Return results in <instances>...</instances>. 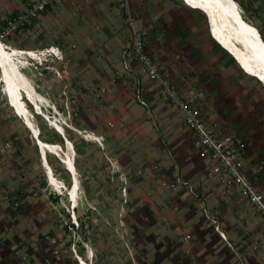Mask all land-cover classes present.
<instances>
[{
    "label": "rangeland",
    "instance_id": "374dc122",
    "mask_svg": "<svg viewBox=\"0 0 264 264\" xmlns=\"http://www.w3.org/2000/svg\"><path fill=\"white\" fill-rule=\"evenodd\" d=\"M27 1L0 0V39L10 48L34 50L40 55L38 61L41 62L45 48L54 45L61 50L63 58H51L54 62L50 66L39 67L37 63L31 65L22 61L26 67L19 68L44 98L42 111L51 120L35 113L25 93L23 101L35 125L42 129L43 137L54 141L59 153L62 151L59 145H65V140L64 143L57 141L56 136H62L52 122L63 126L65 136L73 140L78 155L80 189L76 210H73L68 194L72 176L54 153L52 157L48 153L49 163L56 179L61 180L66 189L59 194L57 187L50 186L39 145L10 106L0 79V180L13 190L24 187L28 194L32 190L42 194L41 199L30 194L31 198L21 201L19 208L0 210V264H81V258L88 264H190L193 252L184 246L190 245L191 233L179 234L177 219L172 213L181 203L176 202L171 194L184 191L185 201L181 198L183 209L188 204L191 212L187 214L185 209V215L177 216L184 222L193 214L190 207H196L197 219L206 222L205 231L219 227L221 214L220 218L215 213L211 215V210L196 200L190 189L173 185L177 179L187 181L198 196L202 194L199 189L203 182L212 183L213 192L221 195L222 187L215 176L196 164L195 158L185 157L187 151H182L186 148L183 140L187 138L193 147L185 127V135L179 138L183 148L177 146L172 150L166 142L167 136H161L157 121L159 113L147 101L146 92L164 104L167 111L178 115L176 124L184 121V115L159 95L160 84L146 83L147 86H143V99L147 102V107L141 105L143 137L122 136L121 131L114 129L107 131L114 124L109 116L119 106L116 104L113 108L112 102L106 101L110 88L121 86L128 97L135 99L136 77L133 74L118 85L101 79L102 74H113L114 70L122 68L120 49L128 30L127 13L141 14L143 25L139 20V27L136 26L149 30L151 52L159 66L168 70L171 82L179 86V91L188 99L196 98L197 106L213 120L226 126L227 122L228 127L236 131L233 134L238 135L237 131L247 133L251 135L250 139L258 135L257 145L260 139L264 140L263 134L261 136L264 131V85L247 76L211 37L205 14L191 9L182 0H135L136 10L131 8L130 0H63L54 10L45 12L37 24L30 22L10 30V17L16 19L24 15ZM155 3H158L156 10L152 9ZM161 9L165 14L158 18ZM185 17L191 18L190 31H184L183 36L180 34L183 30L173 31L175 33L170 35L169 28L168 31L166 28L173 24L171 19L177 26L184 27ZM207 39L211 42L210 51L208 47L204 48ZM184 44L197 47L195 56L187 58L183 55L186 51ZM157 51L168 53L164 62L157 56ZM204 54H207L205 58ZM208 55L211 64L219 63L217 65L223 68L213 66L202 74L204 87L198 86V79L186 87L177 84L170 65L180 74L183 68H192L204 59L207 61ZM184 74L188 75L187 72ZM192 75L198 76L196 73ZM127 123L123 121L121 129L137 127L136 122L131 126H126ZM145 129L153 136L148 137ZM93 136L96 140L91 139ZM142 140L143 148L139 149L138 155L147 158L143 162L134 155ZM149 140L155 150L159 145V150L165 152L166 162L150 158L149 148H146ZM188 152L191 153L192 149L188 148ZM195 168L204 180L194 179L198 174L193 173ZM231 193L235 191L231 190ZM223 198L225 203L229 202L227 197ZM257 213L264 221V215L260 211ZM74 222L77 225L73 230L70 225ZM173 240L181 241V247H177ZM216 251L223 255L218 249Z\"/></svg>",
    "mask_w": 264,
    "mask_h": 264
},
{
    "label": "crops",
    "instance_id": "0c3cea01",
    "mask_svg": "<svg viewBox=\"0 0 264 264\" xmlns=\"http://www.w3.org/2000/svg\"><path fill=\"white\" fill-rule=\"evenodd\" d=\"M243 16L245 21L252 25L256 30L259 32L263 42H264V0H234ZM160 3V2H158ZM155 3L152 5V9L156 10L157 4ZM130 5L131 8H134L136 10L137 7V1L135 0H130ZM139 5V3H138ZM132 9V10H134ZM194 10V9H193ZM143 13V11H142ZM134 14V12H133ZM159 16H162L165 14V11L161 9V11L158 12ZM135 19H136V25L138 26L139 20H141V23L143 25V18H141V14H134ZM177 15H175V20H177ZM189 19L190 17H185V21L182 23V26H177L175 23V20H172L171 25L167 26L166 30L170 31V35H173V31H178V30H183L180 34L183 36L185 33L184 31H190L191 25L189 24ZM174 26V28H172ZM139 27V26H138ZM162 27V26H161ZM129 28V27H128ZM175 33V32H173ZM189 39V37H186ZM192 38V36H191ZM123 43L121 46L120 51H123L126 45H128L129 42V29L127 30V34L123 36ZM180 42L183 43V39L180 38ZM205 42V47H208V50H211V42L207 40ZM207 43V44H206ZM186 51L183 52V55L186 56L187 58H190L193 55L195 56L197 52V47L191 45V44H184L183 45ZM200 47V46H198ZM202 47V46H201ZM106 50V47H105ZM199 50V48H198ZM187 52V53H186ZM157 56L160 57L161 60H165L167 57V52L166 51H157ZM122 54V53H121ZM207 54L203 55V58L206 57ZM162 57V58H161ZM191 57V58H192ZM210 57H213L210 55ZM164 58V59H163ZM208 60L206 59L203 60V62H199L198 64H195L192 66V68H183L184 70L179 74L177 72V68H172L171 65L169 66L170 71L173 75V78L177 81V84L180 86L186 87L187 85H192L193 83H196V79L198 86H205V81H204V76L202 74H205L206 72L210 71L213 68H223L222 65H217L219 63L211 64V58H209L208 55ZM160 60V61H161ZM169 61V60H168ZM201 61V60H199ZM170 63V62H168ZM116 66V65H115ZM214 66V67H213ZM213 67V68H212ZM120 68V67H119ZM185 72L188 73L184 74ZM198 74L197 77L192 74ZM102 74V73H101ZM103 77L101 79L105 82L108 83L110 79L112 78L113 74L112 72L109 73L108 75L102 74ZM180 75V78L179 76ZM184 76V78L182 77ZM97 83V82H96ZM147 82H145L146 85ZM147 86V85H146ZM121 86L118 87H111L109 90V93L107 95L106 101L112 102L113 108L115 105H119L117 108L113 109V112L110 114L112 116H109V118L113 121V127L107 129L109 132L110 130L114 129L117 130L118 132L121 133L122 136H140L143 137V108L137 101H135L134 98L128 97L126 91L123 89H120ZM149 89V87H148ZM146 91V89H145ZM150 91V90H148ZM127 95V96H126ZM145 97L147 101L149 102L150 105H152L154 111H158V124L161 126V136H167L166 142L168 145H170L172 150H176L177 146L180 148L182 147V143L179 141V138L181 139L182 135H185L184 133V126L183 122L180 124H176L177 119L179 118L178 115H175L172 113V111H167L166 106L162 104L157 98H152L151 95L146 92ZM119 109V110H118ZM145 115V114H144ZM126 120V126L132 124L133 122H136V128H131V129H121L123 125V121ZM181 119V118H180ZM227 128L229 129L230 127L229 124L226 122ZM131 126V125H130ZM128 126V128L130 127ZM134 126V125H132ZM63 127V126H62ZM64 129V127H63ZM232 133H236L235 130H231ZM65 131V130H64ZM147 134L148 137L153 136L152 134L150 135V130L148 129L144 130ZM234 131V132H233ZM259 133V132H257ZM99 134V133H98ZM237 134L241 136L242 138H245L247 142V158H246V166H247V171L249 175L251 176L253 182L257 186V189L264 193V140L260 139V143L257 145L256 136L255 139H250L251 135H248L247 133L239 132L237 131ZM263 134V136H262ZM181 136V137H180ZM261 136L264 137V131H261ZM258 139V138H257ZM64 140H65V145H59L62 148V151H60V156H54L58 160L61 161L62 156L69 154V150L67 147V140H69L65 134H64ZM185 141V143H184ZM255 142L252 144V142ZM71 142V141H70ZM73 143V142H72ZM110 143V142H109ZM152 140H149V146L147 145L146 148H149V151L147 152L148 154L151 155L150 158L153 160H157L158 162H166V155H164V151L159 150V145H157V149L155 150L152 144ZM184 143V150L183 152H186L185 157H193L196 159L198 165L202 166V169L205 168L207 169V164L206 162L202 161L199 159L197 156L196 150L192 147V145L187 141V138L183 140ZM108 144V143H107ZM53 145V144H51ZM151 146V147H150ZM73 155H74V163H75V169H76V176L79 179V173H78V165H77V153L75 146L73 144ZM143 148V140L141 141V144L135 148V150H138L135 152V157L143 162V160H146L143 158V154L140 156L138 155L139 149ZM189 150L192 149V154L188 152ZM108 149V148H107ZM152 150H155L153 152ZM109 151L111 152V146H109ZM59 152V151H58ZM196 152V154H195ZM154 154V156H152ZM160 154H163L161 157ZM51 157L53 153L50 154ZM72 155V157H73ZM149 156V155H148ZM147 156V157H148ZM201 160V161H200ZM79 161V160H78ZM63 164V163H61ZM163 164V163H162ZM64 165V164H63ZM164 165V164H163ZM53 169V168H52ZM66 169V168H65ZM196 170L193 173H198L196 176L194 174V179H202L204 178L200 175L201 172ZM204 169V170H205ZM72 176V175H71ZM60 177V176H59ZM73 180V176L71 177ZM5 185V184H4ZM201 185V184H200ZM214 185L208 184L203 182V187L199 189L200 194L198 196V199L200 202H203V205L208 207L211 210V215L213 213L218 215L221 214V219L219 222V231L222 232L225 236L226 239H222L217 232V230H208L205 231L206 227V222L201 223L199 222V219H197L196 214H198V210H196V207L191 206V210L193 211V214L187 216V219L185 221H181V213L185 215V209L190 213L191 211L188 208V204L185 205L184 208V201H185V193L180 194V193H172L173 199L176 202L180 201V207L176 208L175 212L172 213V215L175 214V218L177 219V225L176 228L178 229L179 234H184L185 232L191 233V238L192 241L190 245H185L184 248H190L193 252V256H190V264H264V221L261 219L260 215L257 213V209L252 206V204L246 200L241 198L240 194L235 192V193H229L228 195L221 193H214ZM7 188H10V190H13L10 186L7 185ZM203 188V189H202ZM14 191V190H13ZM18 191V189L16 190ZM206 191V192H205ZM232 196V197H231ZM223 197H227L229 200L228 203H225L223 201ZM231 197V198H228ZM181 198L184 200L181 201ZM25 200V199H24ZM207 209V208H206ZM179 212V213H178ZM178 215V216H177ZM182 215V216H183ZM175 219V220H176ZM176 222V221H175ZM182 230V232H181ZM178 237V236H177ZM177 247H181V241H172ZM189 246V247H188ZM219 250L221 254L223 255H218V252L216 250Z\"/></svg>",
    "mask_w": 264,
    "mask_h": 264
},
{
    "label": "built area",
    "instance_id": "2783aa9c",
    "mask_svg": "<svg viewBox=\"0 0 264 264\" xmlns=\"http://www.w3.org/2000/svg\"><path fill=\"white\" fill-rule=\"evenodd\" d=\"M62 1L28 0L24 4L25 14L8 21L10 30L30 22L37 24L49 7L54 9ZM126 17H128L126 22L129 27V42L122 51V68L114 70L110 83L118 85L124 82L129 74H133L136 77L135 101L145 107H147V102L143 99L145 81L155 85L160 84L159 95L183 113L185 131L191 138L199 159L206 162L208 172L217 178L222 187V193L228 195L231 190L239 193L264 215V194L257 189L247 171L248 148L245 138L233 134L226 125L207 116L195 103L196 98L192 96L188 99L179 91L178 87L171 82L168 70L159 66L157 58L151 52L149 30L137 28L134 14L127 13ZM56 49L59 50L58 47ZM44 50L42 55L54 51L52 47ZM58 183L60 194L66 186L61 180H58ZM173 186L190 189V193L198 199V195L191 189L189 182L177 179ZM54 190L57 191V188ZM25 192L24 187L20 188V195L25 196ZM32 196L42 197L36 192ZM24 198L18 199V196L4 189L3 182L0 180V210L6 207L19 208ZM73 210H75L74 207ZM214 223L217 222L214 221ZM74 224L77 225V222ZM216 230L223 239H226L225 235L219 231L218 225ZM187 238L190 239V236Z\"/></svg>",
    "mask_w": 264,
    "mask_h": 264
},
{
    "label": "bare ground",
    "instance_id": "6f19581e",
    "mask_svg": "<svg viewBox=\"0 0 264 264\" xmlns=\"http://www.w3.org/2000/svg\"><path fill=\"white\" fill-rule=\"evenodd\" d=\"M185 5L194 10L210 14L213 36L211 37L216 43L225 50L238 64L240 69L249 77L256 79L264 85V45L258 38L257 30L244 19L238 16V5L234 0H182ZM208 21V20H207ZM209 25V23H208ZM57 53V52H56ZM37 53L34 50H22L10 48L0 39V71L2 82L4 83V91L8 97L10 106L14 111L23 118L24 124L32 132L33 136L38 139L39 151L43 166L46 168L49 181L54 187L60 188L54 171L49 164L46 153H54L60 156L59 147L55 144L43 142L39 138L40 129L32 120V114L28 110L23 101V92L26 94L28 101L34 106L35 113L42 115V106L44 98L37 93L29 80L25 77L20 66H24L32 58H36ZM17 60V62L15 61ZM24 61V62H22ZM244 66L240 65V63ZM21 64V65H19ZM258 78H261L259 80ZM52 122V121H51ZM53 127L64 134L63 127L57 122H52ZM91 139H95L93 136ZM69 154L62 156L61 162L64 164L68 172L73 176L70 191V199L73 207L78 203V191L80 189V181L76 176L74 163V147L70 140L66 142ZM73 155V157H72ZM90 254L92 251L90 250ZM81 264H88L81 258Z\"/></svg>",
    "mask_w": 264,
    "mask_h": 264
},
{
    "label": "clouds",
    "instance_id": "9594fccd",
    "mask_svg": "<svg viewBox=\"0 0 264 264\" xmlns=\"http://www.w3.org/2000/svg\"><path fill=\"white\" fill-rule=\"evenodd\" d=\"M50 47H52L53 49H54V51L53 52H49V53H46V54H44L43 55V61L41 62V61H38V59H40V56L38 57V56H36V58H32V59H30L29 61H28V63H31V65H33V64H35V63H37L38 64V66L40 67V66H44V67H47V66H50L51 65V62H54V60H60V59H62L63 57H61L60 56V54H61V52H60V49L59 50H57L56 49V47L53 45V46H50ZM50 47H47V48H50ZM57 52V53H56ZM51 58H53L54 60H51ZM40 62V63H39ZM50 63V64H49ZM53 64V63H52ZM26 66H24L23 68H25ZM1 80H2V77L0 78ZM3 83V82H2ZM4 84V83H3ZM24 93V92H23ZM22 98H23V96H22ZM27 100H28V98H27ZM31 104V103H30ZM17 114V113H16ZM17 116L20 118V119H22V121H23V118L22 117H20L18 114H17ZM41 116H43L46 120H51V119H47L45 116H44V114L42 113V115ZM66 126H67V124H66ZM30 131V130H29ZM31 132V131H30ZM32 133V132H31ZM60 135L62 136V138L64 139V134H61L60 133ZM34 139L36 140V143H37V138H35L34 137ZM38 144V143H37ZM40 149V148H39ZM47 155H48V153H46ZM45 168V167H44ZM46 169V168H45ZM46 172H47V170H46ZM70 173V172H69ZM71 174V173H70ZM55 175V174H54ZM47 177H48V173H47ZM56 178V177H55ZM48 182L51 184V182L49 181V177H48ZM57 182H58V179H57ZM68 194H70V193H68ZM70 202L72 203V205H73V202L71 201V199H70ZM75 209H76V207H74Z\"/></svg>",
    "mask_w": 264,
    "mask_h": 264
},
{
    "label": "trees",
    "instance_id": "16d2710c",
    "mask_svg": "<svg viewBox=\"0 0 264 264\" xmlns=\"http://www.w3.org/2000/svg\"><path fill=\"white\" fill-rule=\"evenodd\" d=\"M51 10H54V9H52V8H48L47 9V11H46V13L47 12H49V11H51ZM10 18H12V19H14L15 17L14 16H11ZM9 18V19H10ZM245 20V19H244ZM174 84V83H173ZM175 86H177V85H175ZM177 87H179V86H177ZM45 125V124H44ZM45 128L47 127L46 125L44 126ZM40 129V134H39V138L43 141V142H46V143H49V144H55V142L54 141H51V139L49 140V139H46L45 137H43V134H42V129L41 128H39ZM56 138L58 139L57 141H59V142H61V143H64V139L62 138V137H60L59 135L58 136H56ZM68 138V137H67ZM69 139V138H68ZM71 142H73V140L72 139H69ZM74 143V142H73ZM77 151L79 152V150H78V148H77ZM47 159H48V155H47ZM48 161H49V159H48ZM50 164V163H49ZM3 184H5L4 182H3ZM3 188L4 189H6V190H8V191H10V192H12L13 194H15L16 196H18V199H20L21 197H27V198H31V195L30 194H32L33 195V193L34 192H36V191H31V192H29V194H28V192H25V196H23V195H20V189H18V191H16V190H10V188H7V186H6V184L5 185H3ZM39 195H42L41 193H39ZM24 198V199H25ZM26 198V199H27ZM36 198H38V199H41L40 197H36ZM35 198V199H36ZM23 199V200H24ZM58 199V197H55V200H57ZM76 210V209H75ZM77 222H78V219H77ZM83 224V223H82ZM70 227L74 230L75 229V224H71L70 225Z\"/></svg>",
    "mask_w": 264,
    "mask_h": 264
},
{
    "label": "water",
    "instance_id": "95a60500",
    "mask_svg": "<svg viewBox=\"0 0 264 264\" xmlns=\"http://www.w3.org/2000/svg\"><path fill=\"white\" fill-rule=\"evenodd\" d=\"M238 11V16L240 17V19H244L243 18V16H242V14H241V11H240V9H239V7H238V9H237ZM205 13H206V15H207V20H208V23H209V29H210V32H211V34L213 35V36H215L214 35V32H213V29H212V23H211V18H210V14L207 12V11H204ZM257 34H258V38H259V40L262 42V44L264 45V42H263V40H262V38H261V36H260V34H259V32H257ZM240 63V62H239ZM240 65L242 66V68H244V66L240 63ZM259 80H261V78H258ZM262 81V80H261ZM21 117V116H20ZM37 143H38V140H37Z\"/></svg>",
    "mask_w": 264,
    "mask_h": 264
}]
</instances>
